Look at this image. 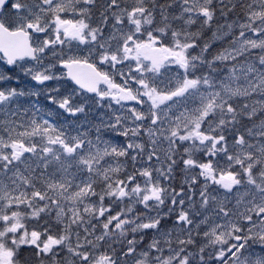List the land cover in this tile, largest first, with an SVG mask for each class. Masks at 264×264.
I'll return each instance as SVG.
<instances>
[{
    "label": "snow or ice",
    "instance_id": "obj_1",
    "mask_svg": "<svg viewBox=\"0 0 264 264\" xmlns=\"http://www.w3.org/2000/svg\"><path fill=\"white\" fill-rule=\"evenodd\" d=\"M0 264H264V0H0Z\"/></svg>",
    "mask_w": 264,
    "mask_h": 264
}]
</instances>
